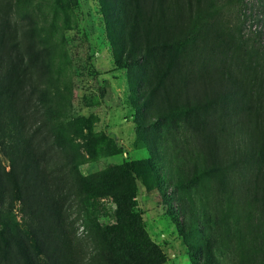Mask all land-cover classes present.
Listing matches in <instances>:
<instances>
[{
  "label": "rangeland",
  "instance_id": "obj_1",
  "mask_svg": "<svg viewBox=\"0 0 264 264\" xmlns=\"http://www.w3.org/2000/svg\"><path fill=\"white\" fill-rule=\"evenodd\" d=\"M118 1L116 14L130 13V0ZM262 1H248L246 14L250 18L243 25L244 35L257 36L258 40L264 38ZM10 2L0 8V32L5 34L0 36V57L8 62L19 56L22 61L19 73L29 105L28 117L34 115L29 127L32 132L39 130L45 162L51 173L60 177L71 198L60 223L77 252L75 264H91L92 255L103 245L104 229L117 223V205L106 188L96 190L101 184L96 176L111 168L147 161L155 165L154 172L142 179L131 176L135 187L133 212L142 232L161 249L162 264H194L192 259L204 264L206 240L210 238L217 241L218 264L240 263L242 236L249 230L239 234V211L229 202L217 208L224 174L216 166L209 173L201 171L199 127L182 108L156 112L141 107L144 97L138 92L162 85L168 72L164 65H157L168 54L155 50L148 66L138 58L125 60L124 46L118 42L120 28L112 20L116 14L106 16L105 21L100 0ZM133 6L136 14V4ZM214 7L208 30L218 29L223 18L228 26L219 28L233 29L229 24L233 23L232 13L221 14L219 4ZM245 45L249 48L250 42ZM190 49L177 52L187 54ZM184 66L183 62L178 70L170 71L168 84L182 79ZM160 101L157 94L155 103ZM232 164L229 154L225 168L229 180L235 178ZM196 165L200 174L193 172ZM85 179L90 180L89 185ZM116 181L122 188L125 176ZM10 200L7 196L5 205L0 204L9 222V234L20 244H28L35 239L34 228H40L47 216L33 217L18 201L11 204L10 212ZM225 221H231L230 229ZM207 222L214 231L202 228ZM39 259L40 264H46L42 257ZM99 262L102 260L93 264Z\"/></svg>",
  "mask_w": 264,
  "mask_h": 264
},
{
  "label": "trees",
  "instance_id": "obj_2",
  "mask_svg": "<svg viewBox=\"0 0 264 264\" xmlns=\"http://www.w3.org/2000/svg\"><path fill=\"white\" fill-rule=\"evenodd\" d=\"M100 1L106 21V16L112 18L116 14L119 1ZM248 1L130 0V13H117L112 20L120 28L118 42L124 46L125 60L138 58L148 66L155 50L168 54L157 65H164L168 72L162 78V85L138 92L144 97L141 107L148 106L156 112L181 108L187 111L200 130L199 160L204 165L201 171L209 173L216 166L224 174L217 208H224L229 202L233 210L235 207L239 211V234L249 230L242 236L244 244L238 264H264V234L261 233L264 231V38L258 40L257 36L243 33V25L250 18L246 14ZM8 2L0 0V8ZM133 4H136V14ZM217 4L219 13H232L233 23L229 24L233 29L219 28L228 26L223 18L218 29L208 30L212 9ZM0 36L5 34L0 32ZM248 42L249 48L245 45ZM188 48L191 49L187 54L177 52ZM8 62L0 57V204L5 205L10 196V205L18 201L33 217L45 215L48 220L40 228H34L37 231L32 242H21L22 245L9 234V222L0 211V264H40L39 257L46 264H75L77 252L60 223L65 204L71 198L60 177L52 174L45 162L39 130L32 132L29 127L34 115L28 117L29 105L19 73L22 61L19 56H13ZM183 62L182 79L168 84L170 71L178 70ZM157 94L162 99L159 105L155 103ZM229 154L235 173L232 180L225 175ZM154 167L151 161L132 162L122 169L111 168L96 176L101 184L94 189L106 188L117 205V223L104 229L103 245L92 255L91 264L97 259L102 260L99 264L164 262L161 249L142 232L133 212L135 187L131 176L142 179L154 172ZM194 171L200 174L199 165ZM123 176L126 182L118 188L120 181L116 180ZM89 181L84 180L86 185ZM10 205L8 211L12 212ZM218 221L224 222V219ZM230 222H226L228 229L232 226ZM212 227L207 222L202 228L214 231ZM216 242L214 238L206 240L204 264H218ZM192 262L201 263L196 259Z\"/></svg>",
  "mask_w": 264,
  "mask_h": 264
}]
</instances>
